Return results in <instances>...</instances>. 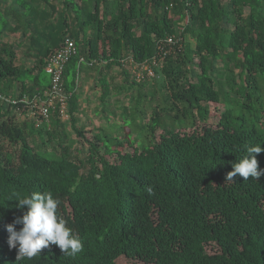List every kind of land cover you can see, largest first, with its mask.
<instances>
[{
  "label": "trees",
  "instance_id": "16d2710c",
  "mask_svg": "<svg viewBox=\"0 0 264 264\" xmlns=\"http://www.w3.org/2000/svg\"><path fill=\"white\" fill-rule=\"evenodd\" d=\"M51 1L18 0V11L0 0V264H264V176L226 182L247 146L264 147V0H64L55 22ZM19 30L18 44L4 40ZM67 36L78 49L64 84L80 141L42 119L40 147L18 112L47 97L48 60ZM27 39L30 65L16 49ZM127 59L155 60V74L129 86L124 124L93 140L76 125L80 77ZM99 72L110 107L127 86ZM257 160L264 169V152ZM32 192L60 201L58 217L83 245L76 256L50 245L17 262L6 225Z\"/></svg>",
  "mask_w": 264,
  "mask_h": 264
},
{
  "label": "rangeland",
  "instance_id": "374dc122",
  "mask_svg": "<svg viewBox=\"0 0 264 264\" xmlns=\"http://www.w3.org/2000/svg\"><path fill=\"white\" fill-rule=\"evenodd\" d=\"M77 3H81L82 0H74ZM54 5H56L57 12L54 14V16L51 18V22H55L58 20V18L62 15V13L65 11L64 9V0H60L57 2H52ZM2 5L7 6L9 9L14 8L18 11H22V7L19 4L18 0H2ZM10 24L16 23L13 16L9 17ZM22 31H18L14 34H11L10 32L6 31L4 33V40L16 43L18 44L20 40H22L21 37ZM30 39L23 44L22 48L16 47V49L19 52L20 59L24 60L25 62H28V65H30L34 60V56H26L25 53L29 50L30 45ZM98 66L94 70L85 71L83 75L80 77L79 81V96L76 100V103H74V115L78 118L77 127L84 128L86 130L87 135L94 140V135L97 133L104 134L105 131L109 132L110 128L109 126L111 124H124V121L121 117L122 112H126L127 110L123 108V106H133V101H131V97L126 94H130V96H133L134 90L130 87L133 82H143L146 81V72L151 75L154 73V68H149V64L144 65H137L134 64L133 60L127 59L120 65H114L111 69H107L103 67L102 65L97 64ZM99 69L104 70V72L109 74V83L112 84V87H120L124 83H126V89L122 91L119 95H116L113 92V101L110 107H106L103 105V101L101 98L102 95V88L99 83L100 78V72ZM148 69L150 73L148 72ZM152 70V71H151ZM149 83H152L151 78H148ZM129 87V88H128ZM151 89L149 85L146 86V88L143 89L144 93L148 92ZM138 95V93H137ZM120 101L118 108L116 106L118 103H115V101ZM150 103L149 98L146 100V104ZM155 105L156 103L153 102ZM69 104L67 107V111L65 114H61L59 112V116L56 114V112L53 111V114L50 115L49 119L46 120L48 123V128L52 129L53 131L59 129L61 130L60 125H56V121L60 120L61 123L64 124V130L63 134H67L69 138L80 141V139L77 138V133L75 130H73L72 127V120H71V113L69 109ZM119 107H121L119 109ZM111 108V109H110ZM147 114L150 116L151 111L147 108ZM114 113H116L114 115ZM129 114V113H128ZM39 114L35 113V111L30 108L26 114L22 112H18V118L20 123L25 122L27 119L30 120V129L31 133L28 135L32 141H34L37 146L43 147L40 143V126L42 124V119L38 117ZM53 118V119H52ZM54 122V123H53ZM40 125V126H39ZM56 125V126H54ZM127 125V124H125ZM127 129V127H126ZM56 132V131H55ZM117 134V133H115ZM42 135L48 138V135L46 131H42ZM120 136L123 138L126 135L124 133H120ZM135 135L133 134L132 137ZM96 141V140H95ZM54 143V140L52 141ZM35 144V145H36ZM73 154H78V152L75 150V147L77 144L73 145ZM101 152H104V149H101ZM87 154V151L85 149H82L81 152H79V156L83 157Z\"/></svg>",
  "mask_w": 264,
  "mask_h": 264
},
{
  "label": "clouds",
  "instance_id": "9594fccd",
  "mask_svg": "<svg viewBox=\"0 0 264 264\" xmlns=\"http://www.w3.org/2000/svg\"><path fill=\"white\" fill-rule=\"evenodd\" d=\"M261 152H264V147L258 144L247 146L246 155L233 163V170L227 173L226 182L233 181L237 175L245 181L249 177L258 181L264 176V169L259 168L257 160V154ZM147 191L151 193L152 189L148 188ZM15 201H18L15 208L21 210L23 215L17 216L12 223L7 224L6 229L10 234L9 247L17 249V262L37 257L42 249L50 245H57L64 255L69 256H76L82 251L83 245L79 237L67 227L64 218L58 217L60 201L50 192H32L30 195L18 196ZM17 225L21 226L19 230Z\"/></svg>",
  "mask_w": 264,
  "mask_h": 264
},
{
  "label": "built area",
  "instance_id": "2783aa9c",
  "mask_svg": "<svg viewBox=\"0 0 264 264\" xmlns=\"http://www.w3.org/2000/svg\"><path fill=\"white\" fill-rule=\"evenodd\" d=\"M168 41L173 42L172 37H170ZM77 53L78 49L74 39L67 36L63 45L50 56L46 71L51 77V88L48 92H46V98H38V100H35L34 104L31 106L35 113L39 114L41 119L48 120L52 109L55 110L57 107L59 108L61 114L66 113L68 107V96L65 91L64 70L67 62ZM144 64H149V68L151 69L152 65L157 64V62L154 60L151 63L147 62ZM148 72L150 73L149 69ZM154 74L155 72L150 76H154ZM23 100L27 102L26 98Z\"/></svg>",
  "mask_w": 264,
  "mask_h": 264
}]
</instances>
